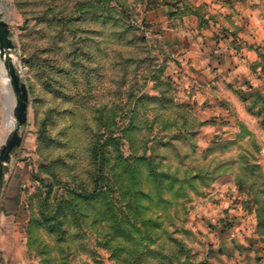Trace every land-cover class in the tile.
<instances>
[{"label": "rangeland", "instance_id": "obj_1", "mask_svg": "<svg viewBox=\"0 0 264 264\" xmlns=\"http://www.w3.org/2000/svg\"><path fill=\"white\" fill-rule=\"evenodd\" d=\"M145 4L0 0L29 92L0 194L12 241L22 221L17 264H264V26L253 28L264 0H246L238 47L256 59L223 86L216 115L192 105L205 94L171 73L180 63L162 60ZM221 178L231 187L216 193ZM227 201L253 216L210 215Z\"/></svg>", "mask_w": 264, "mask_h": 264}, {"label": "crops", "instance_id": "obj_2", "mask_svg": "<svg viewBox=\"0 0 264 264\" xmlns=\"http://www.w3.org/2000/svg\"><path fill=\"white\" fill-rule=\"evenodd\" d=\"M245 7L246 0H146L144 9H141L142 23L153 35L160 37L168 49L162 60L180 63L176 70L169 67L171 73H176L179 78L187 75L190 89L204 92L205 98L192 100V105L199 106L206 102V110H210L211 115L224 110L221 103L223 86L246 79L250 74L249 63L256 59L251 51H239L238 47L243 45L239 37H246L243 32L244 17H250ZM255 17L260 23L253 28L259 32L264 26V15L258 17L255 14ZM239 29L242 31L239 32ZM236 32L238 36L235 38ZM236 39L240 41L234 44ZM200 75L202 82L196 79ZM223 181L221 178L214 183L215 192L230 189L231 184L225 185ZM228 201L226 204H213L210 215L253 216L245 212L240 204ZM15 221V240L12 241V227L7 225V216H0V264H17V258L11 256L10 247L13 245L16 250L22 245L17 236L22 229V221L19 217ZM232 230L224 234L229 236L230 232L235 231ZM246 235V241H249L251 236Z\"/></svg>", "mask_w": 264, "mask_h": 264}, {"label": "water", "instance_id": "obj_3", "mask_svg": "<svg viewBox=\"0 0 264 264\" xmlns=\"http://www.w3.org/2000/svg\"><path fill=\"white\" fill-rule=\"evenodd\" d=\"M14 42L11 37L9 23L3 18L0 12V60L4 61L9 80L8 91L4 92L5 119L14 118L13 128L4 139L0 150V194L4 187V181L9 170L14 153L23 141L22 126L28 120L29 92L26 84L21 80L18 68L12 58ZM16 95V103L10 101L9 97Z\"/></svg>", "mask_w": 264, "mask_h": 264}, {"label": "bare ground", "instance_id": "obj_4", "mask_svg": "<svg viewBox=\"0 0 264 264\" xmlns=\"http://www.w3.org/2000/svg\"><path fill=\"white\" fill-rule=\"evenodd\" d=\"M0 73H1V76L3 78V83H2V88H3V91L6 92L8 87H7V82L9 80V77L7 75V70L6 68L4 67V61L3 60H0ZM14 123H15V120L14 118L10 117V118H7L5 120V125H8L6 127L9 128V130H11L14 126Z\"/></svg>", "mask_w": 264, "mask_h": 264}]
</instances>
